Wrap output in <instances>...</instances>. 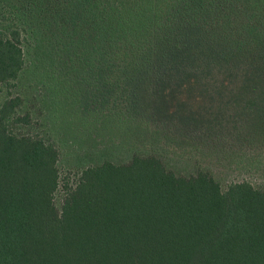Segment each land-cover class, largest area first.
I'll return each instance as SVG.
<instances>
[{"label":"rangeland","instance_id":"rangeland-1","mask_svg":"<svg viewBox=\"0 0 264 264\" xmlns=\"http://www.w3.org/2000/svg\"><path fill=\"white\" fill-rule=\"evenodd\" d=\"M158 1H138L159 16L129 41L100 32L107 0H70L25 33L15 92L26 132L59 149V207L84 169L137 153L182 175L208 170L224 189H264V0Z\"/></svg>","mask_w":264,"mask_h":264},{"label":"trees","instance_id":"trees-1","mask_svg":"<svg viewBox=\"0 0 264 264\" xmlns=\"http://www.w3.org/2000/svg\"><path fill=\"white\" fill-rule=\"evenodd\" d=\"M127 1L107 0L102 35L152 31L159 14ZM62 6L70 0H0V264H264V189L248 181L224 189L208 170L182 175L137 153L87 167L57 205L59 149L26 132L33 117L15 88L25 33Z\"/></svg>","mask_w":264,"mask_h":264}]
</instances>
